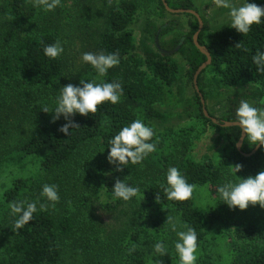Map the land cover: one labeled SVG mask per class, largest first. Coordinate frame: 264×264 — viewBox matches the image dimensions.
I'll list each match as a JSON object with an SVG mask.
<instances>
[{
	"label": "trees",
	"instance_id": "1",
	"mask_svg": "<svg viewBox=\"0 0 264 264\" xmlns=\"http://www.w3.org/2000/svg\"><path fill=\"white\" fill-rule=\"evenodd\" d=\"M148 1L157 3L160 14L168 12L162 0ZM166 2L171 9L193 10L191 0ZM248 2L264 7V0ZM136 10L137 4L133 0H122L109 9V28L101 35V46L106 54L118 53L119 65L111 68L102 77L90 67L71 83L80 86V80L96 83L118 82L123 89L119 102L115 105L105 102L98 106L95 114L88 116L77 113L72 119L79 127L70 129V136L59 131L65 123L64 118L53 122L52 117L47 123L38 126L21 146L0 156V264H59L63 256L62 245L75 237L77 229L72 215L57 213L49 206L47 211L40 210V205L46 204L40 194L44 186L42 179L76 163L78 153L85 146L88 147V152L78 164L81 166L80 178L76 179L100 186L109 202L114 205L124 202L112 192L117 178L124 180L129 186L139 187L143 213L147 211L151 230L155 233H161L166 226L158 212L163 208L177 212L184 225L187 224L197 233L198 256L195 264L220 262L223 254L218 231L227 223L230 227L226 229L233 232L237 243H234L230 264H264V218L261 228L251 218L229 220L226 205L217 190L223 184V174L232 170V166L242 165V170L237 174L232 170L233 180L236 182L238 178L254 177L264 170V145L251 154L257 146L249 145L245 138L239 150L237 144L242 130L239 126L223 125L226 121L237 122L236 117L217 118L219 123H214L204 115L201 97L196 90L195 98L191 100L193 102L189 101L190 107L185 113H170L155 108L154 102L159 97L161 85L172 86L179 81L181 64L171 55L160 52L157 47V52L145 50V61L137 60V48L129 31ZM187 15L195 19L189 32H184L183 26L177 20H170L155 27L154 36L160 31V46L167 51L177 48L184 39L177 54L185 58L188 73L194 76L207 57L196 47L193 39L199 29V21L195 16ZM202 20L204 28L200 32L199 43L212 56L209 67L216 72L217 86L232 87L248 82L252 87L236 97L252 100L255 107H261L259 102L264 98V73L258 72L252 57L258 51L264 52V19L260 24L253 25L247 35L238 33L231 28V24L211 32L205 20ZM62 35L54 10L45 12L42 7L37 8L33 0H4L0 6V83L28 87L29 90L24 94L26 99L32 96L34 90L59 93L66 75L63 53L52 59L44 54L43 49L57 40L62 44ZM239 42H242V48H235ZM128 62H135L138 64H135L136 67L144 64L153 79L131 81L126 76V71L122 72ZM198 86L205 98L202 75L198 78ZM1 106L0 100V114ZM193 106H196V110L191 109ZM40 109V106H36L33 112L37 114ZM194 112L227 141L225 152L219 159L209 154H205L200 160L195 159L187 152V144L178 139L184 140L185 135L179 134L167 140L158 138L155 121L192 116ZM136 119L154 130L155 134L150 142L155 143L158 140L157 149L141 163L134 165L129 162L123 166V172H118L117 165L108 161L109 141ZM170 167H176L189 184L196 186L189 200L179 202L167 199L161 184L167 185L165 175ZM205 187L216 193V206L204 208L197 203ZM19 201L35 202L37 211L28 224L16 229L15 217L9 205ZM140 234L141 231H136L131 243L125 247L121 264H147L144 250L136 244ZM133 248L135 250L131 251ZM81 264H101V261L88 260Z\"/></svg>",
	"mask_w": 264,
	"mask_h": 264
},
{
	"label": "rangeland",
	"instance_id": "2",
	"mask_svg": "<svg viewBox=\"0 0 264 264\" xmlns=\"http://www.w3.org/2000/svg\"><path fill=\"white\" fill-rule=\"evenodd\" d=\"M32 1V0H31ZM122 0H61V5L54 12L59 26L63 32V56L65 60V74L63 86L82 74L83 71L92 67L83 62L82 54L91 52L99 54L104 52L101 46V35L109 28L108 14L112 5ZM137 4V10L132 23L129 26L137 48L138 61H145V50L150 49L157 52L154 36V28L161 26L170 20H177L184 32H189L195 23V19L187 14H172L170 12L160 14L157 3L148 0H133ZM193 10L203 18L209 31H214L223 26L231 24L229 9L217 7L213 0H191ZM4 0H0L2 6ZM246 0H232L236 6H241ZM170 38V37H169ZM178 51L171 56L181 64L179 81L172 86L161 85L159 97L154 106L160 111L170 113H185L190 107V102L195 98L194 76L188 73L185 58L179 56ZM135 62H128L122 69L126 76L136 82L139 79H153L146 66L136 67ZM110 71V69L108 70ZM137 75V76H136ZM202 75L205 93V105L209 115L222 119L225 116L236 117L240 97L239 94L246 93L252 84L243 82L236 86H217V78L214 68L207 67ZM28 87L23 85H3L0 83V100L2 103L0 114V156L13 151L27 141L32 132L40 125L47 123L54 114L43 112L46 105L50 111L56 107V99L59 93L52 94L34 90L29 99L25 98ZM264 100V98H263ZM255 106L252 100H245ZM193 102V101H191ZM40 106L36 113L33 108ZM264 107V105H261ZM191 109L196 110V106ZM158 138L167 140L177 135H185L184 140L178 138L188 146V153L195 159L200 160L205 154L219 159L225 152L227 141L211 125L199 118L196 112L192 116H184L167 121H155ZM88 152L84 147L78 155L77 162L66 166L56 174L52 173L42 179V185H57L59 202L52 207L51 202L41 195L43 201L57 213H66L74 217L76 224V235L62 245L63 256L59 264H81L85 261L96 260L101 264H121V258L125 247L132 241L136 231H141L136 244L141 247L147 257V264H180L179 256L175 250V242L178 240L176 232L166 225L161 233L151 230L150 219L147 211L143 213L141 197L139 194L129 201L120 205L110 203L105 192L100 186L94 185L80 178L78 166ZM1 158V157H0ZM168 172V170H167ZM165 175V180L167 177ZM75 173V174H74ZM233 180L232 170L223 174V184ZM167 182V180H166ZM222 184V185H223ZM43 189V188H42ZM42 189L40 194L42 193ZM198 204L204 208L216 206V193L211 192L208 187L202 189ZM88 198L89 200H85ZM142 203V205L140 204ZM229 220L236 218L254 219L259 228L262 227L264 208L259 205L249 206L241 211L239 208L231 209L225 204ZM161 219L166 223L167 217L171 215L178 221V231H186L180 215L170 208H163L158 212ZM252 216V217H250ZM141 227L143 229H141ZM230 227L227 223L224 230L218 231L219 241L223 257L218 264H230L232 261V249L237 245L233 232L227 231ZM226 229V230H225ZM158 235V237H156ZM157 242L165 245L167 255L161 256L154 253L153 246ZM198 256V249L196 252Z\"/></svg>",
	"mask_w": 264,
	"mask_h": 264
},
{
	"label": "clouds",
	"instance_id": "3",
	"mask_svg": "<svg viewBox=\"0 0 264 264\" xmlns=\"http://www.w3.org/2000/svg\"><path fill=\"white\" fill-rule=\"evenodd\" d=\"M37 8H43L45 12H51L61 5V0H33ZM111 4V0H108ZM217 7L229 9L231 18V28L238 33L247 35L253 25H258L264 19V7L255 3H249L248 0L241 5L236 6L232 0H213ZM235 48H242V42L236 44ZM247 51V49H244ZM44 54L52 59L58 58L64 48L59 40L54 44L46 45L43 49ZM83 62L90 64L99 76H105L109 69L119 65L120 59L118 53L94 54L85 52L82 54ZM253 62L260 73H264V52L258 51L253 57ZM123 89L120 83H96L80 80V86L71 83L62 87V91L56 99V107L50 111L48 106L43 107V112L52 113L53 122L64 118L65 123L59 128L65 136H70V129L78 128L79 125L72 119L77 113L81 116L95 114L98 106L105 102L117 104ZM264 105V100L259 102ZM237 124L242 130L241 139L246 140L249 145H264V107H255L245 100H241L236 109ZM154 130L146 126L140 119L134 120L130 125L123 127L109 141L108 161L110 164L117 165L116 171L123 172L124 165L131 162L139 164L143 159L157 149V140L155 143L150 142L154 137ZM236 174L242 170V165L230 167ZM167 185L161 184L168 200L184 202L189 200L196 186L189 184L181 175L176 167H170L167 172ZM218 195L225 204L231 209L239 208L241 211L246 210L249 205H259L264 208V170H261L254 177L246 179L238 178V181L224 183L218 187ZM112 192L116 198L129 201L140 193L139 187L129 186L124 180L117 178L115 180ZM41 195L51 202L52 207L59 202L58 186L45 184ZM159 196L157 195V201ZM11 213L15 217L14 227L23 228L33 219V214L37 211L35 202L19 201L12 202L9 205ZM40 210L47 211L48 205L41 204ZM166 225L171 226V230L177 233L178 240L175 242V250L179 256L180 264H195L197 260V233L195 229L184 227L186 231H178V221L171 215L167 217ZM135 249H131L134 251ZM154 253L161 256L167 255L165 245L157 242L153 246Z\"/></svg>",
	"mask_w": 264,
	"mask_h": 264
},
{
	"label": "water",
	"instance_id": "4",
	"mask_svg": "<svg viewBox=\"0 0 264 264\" xmlns=\"http://www.w3.org/2000/svg\"><path fill=\"white\" fill-rule=\"evenodd\" d=\"M162 1H163V3H164V5H165V7H166V9H167L168 12H170L172 14H191V15L195 16L198 19V21H199V29L196 32V34L194 35L193 39H194V43H195L196 47L201 51V53H203L207 57V60H206V62L201 67H199V70L196 71V73L194 75L193 83H194L195 90L200 94L201 104H202V109H203L204 115L207 118L211 119L214 123L217 124V123H219L218 120L216 118H214V117H211V115H209V113H208V111L206 109L205 99L203 97V94H201L200 89H199V86H198V78H199V76L202 74L203 71L206 70L207 67H209L212 64V56H211L210 52L207 50V48L205 46H202L199 43V35H200V32L204 28L203 20L200 17V15L196 11H194V10L171 9V8H169L166 0H162ZM183 42H184V39L181 40V42L177 46V48H175V49H173L171 51H166V50H163L161 48V46H160V31L158 32V34L156 36V39H155V45H156V47L160 50V52H162L164 54H167V55H172V54L176 53L177 51H179V49H180L181 45L183 44ZM223 125L225 127L238 126L237 122H227V121L224 122ZM242 135H244V134L241 133V136ZM245 138H246V136H245ZM245 138L244 139H241V137H240L239 142L237 144V147H238L239 150H241ZM262 146L263 145L257 146L255 148V150L251 154L256 153ZM251 154H248V155H251Z\"/></svg>",
	"mask_w": 264,
	"mask_h": 264
},
{
	"label": "flooded vegetation",
	"instance_id": "5",
	"mask_svg": "<svg viewBox=\"0 0 264 264\" xmlns=\"http://www.w3.org/2000/svg\"><path fill=\"white\" fill-rule=\"evenodd\" d=\"M164 50V49H163ZM167 51V50H166Z\"/></svg>",
	"mask_w": 264,
	"mask_h": 264
}]
</instances>
